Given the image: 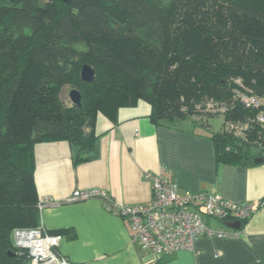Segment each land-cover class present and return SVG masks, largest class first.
I'll return each mask as SVG.
<instances>
[{
  "label": "trees",
  "instance_id": "trees-1",
  "mask_svg": "<svg viewBox=\"0 0 264 264\" xmlns=\"http://www.w3.org/2000/svg\"><path fill=\"white\" fill-rule=\"evenodd\" d=\"M73 89L81 106L64 98ZM237 90L264 102V0H0V264H32L14 233L42 228L36 146L65 142L90 161L101 113L145 102L156 127L192 122L218 162L264 163L263 107Z\"/></svg>",
  "mask_w": 264,
  "mask_h": 264
},
{
  "label": "crops",
  "instance_id": "crops-1",
  "mask_svg": "<svg viewBox=\"0 0 264 264\" xmlns=\"http://www.w3.org/2000/svg\"><path fill=\"white\" fill-rule=\"evenodd\" d=\"M150 113V105L139 102L121 108L114 118L99 114L98 141L90 161L76 164V150L65 142L36 146L39 200L54 201L40 212L42 228L64 231L57 248L61 257L70 264H156L159 259L133 243L128 223L100 200H68L75 190H104L124 204H143L152 198L144 174L165 169L182 195H221L253 203L257 211L237 238H200L194 250L165 257L161 264H264V163L250 167L220 163L214 142L195 131L192 122L177 120L170 127H156ZM205 221L219 232L234 230L229 227L234 221Z\"/></svg>",
  "mask_w": 264,
  "mask_h": 264
},
{
  "label": "built area",
  "instance_id": "built-area-1",
  "mask_svg": "<svg viewBox=\"0 0 264 264\" xmlns=\"http://www.w3.org/2000/svg\"><path fill=\"white\" fill-rule=\"evenodd\" d=\"M237 84L242 87L240 79ZM241 91L237 90L236 96L246 107H263L257 120L264 124V102ZM224 110L222 107L219 111ZM144 179L151 184L152 198L143 204H124L104 190H75L68 201L100 200L108 211L128 223L133 243L159 260L180 251L194 250L196 242L203 237L231 239L239 236L237 230L219 232L209 228L204 217L243 223L257 211L253 203H237L221 195L193 192L182 195L178 185L166 177L165 169L156 174L147 172ZM52 204L53 200H44L39 203V210ZM14 237L17 247L29 250L32 264H70L55 251L63 240L62 234H48L39 228L16 230Z\"/></svg>",
  "mask_w": 264,
  "mask_h": 264
},
{
  "label": "water",
  "instance_id": "water-1",
  "mask_svg": "<svg viewBox=\"0 0 264 264\" xmlns=\"http://www.w3.org/2000/svg\"><path fill=\"white\" fill-rule=\"evenodd\" d=\"M63 1L66 3H69L71 0H63ZM95 78H96L95 70L91 66L85 65L81 71V79L86 83H91L95 80ZM70 100L74 105L81 106V104H82L81 93L78 90L73 89L70 92ZM256 162L261 163L262 160L257 159ZM241 226H242V223L240 221H235L234 223L229 225V227L231 229H234L237 231H239L241 229Z\"/></svg>",
  "mask_w": 264,
  "mask_h": 264
},
{
  "label": "rangeland",
  "instance_id": "rangeland-1",
  "mask_svg": "<svg viewBox=\"0 0 264 264\" xmlns=\"http://www.w3.org/2000/svg\"><path fill=\"white\" fill-rule=\"evenodd\" d=\"M69 93H70V91H66V92L64 93V95H65L64 98H65L66 101H68L69 103H71ZM206 110H208L209 112H215L217 109H216L214 106H208ZM209 122H210V124H211L213 130H214V131H218V130H220L221 127H222V124H223V118H222V116L212 117V118L210 119ZM230 132H231V131H230ZM206 219H207V218H204V221H205ZM205 223H206V221H205Z\"/></svg>",
  "mask_w": 264,
  "mask_h": 264
},
{
  "label": "bare ground",
  "instance_id": "bare-ground-1",
  "mask_svg": "<svg viewBox=\"0 0 264 264\" xmlns=\"http://www.w3.org/2000/svg\"><path fill=\"white\" fill-rule=\"evenodd\" d=\"M50 264H54V263H50Z\"/></svg>",
  "mask_w": 264,
  "mask_h": 264
}]
</instances>
